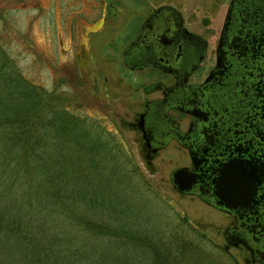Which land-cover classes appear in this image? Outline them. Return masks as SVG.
<instances>
[{"label": "trees", "instance_id": "obj_1", "mask_svg": "<svg viewBox=\"0 0 264 264\" xmlns=\"http://www.w3.org/2000/svg\"><path fill=\"white\" fill-rule=\"evenodd\" d=\"M42 95L0 57V264H207L187 219L190 237L149 227L112 193L128 167L108 131Z\"/></svg>", "mask_w": 264, "mask_h": 264}, {"label": "rangeland", "instance_id": "obj_2", "mask_svg": "<svg viewBox=\"0 0 264 264\" xmlns=\"http://www.w3.org/2000/svg\"><path fill=\"white\" fill-rule=\"evenodd\" d=\"M160 1L0 0V57L43 90L45 102L63 105L75 117L83 118L86 126L108 131L128 167L111 191L124 190L123 200L131 211L151 217L147 226L168 225L172 233L190 237L192 229L182 225L187 219L205 235L208 244L200 240V245L205 260L210 259L207 264H247L245 250L222 249V230L229 218L196 197L173 190L170 173L190 165L186 151L170 142L157 150L147 169L141 159L140 135L130 129L143 102L152 98V94L142 93L141 86L158 76L149 69L138 73L125 70L121 52L136 34L141 18ZM101 19L94 33L86 34L93 29V22ZM181 122V126L186 124ZM187 264L197 263L190 259Z\"/></svg>", "mask_w": 264, "mask_h": 264}, {"label": "flooded vegetation", "instance_id": "obj_3", "mask_svg": "<svg viewBox=\"0 0 264 264\" xmlns=\"http://www.w3.org/2000/svg\"><path fill=\"white\" fill-rule=\"evenodd\" d=\"M231 1L162 0L141 18V22L137 26L136 34L125 48L122 49L121 61L124 64L125 70L138 73V71L149 69L158 76L157 79L149 80L146 86H141L142 93L146 94V96L152 94V98L143 102L144 106L140 114H143L141 119L149 117L151 122L152 119H157V121L161 122L162 120L166 124L161 125L159 123V126H161L159 127V131L153 133V138L152 135L149 137L148 148L144 145L142 134L137 129L138 118L132 124L134 130L140 135L141 149L149 160L156 155L155 153L158 149L151 152L155 145L160 146L163 144L167 146L170 142H175L178 144L179 149L186 151L190 163V153H188L190 141L204 143L210 151V149L217 147L218 141H216V138L222 134L224 135V140L232 141L231 144H234L235 140H237V143L241 142L242 145L235 146L237 150L241 151V154L245 151V153H251L253 155L257 150V145L260 143L261 145L264 144V102H261L263 99L261 95L264 90L263 53L253 51V56L257 57L258 60H252V64H249V62L244 63V65H247V68L242 69L241 73L244 80L246 78L249 79L247 85L242 84L239 87L235 79L230 82L229 89L233 87V95L235 96V104L232 107L222 105V108L218 109L215 105L218 102L217 97H214L213 90L210 89L211 87L207 89L209 83L206 84V79L210 74L215 72V63L220 57L225 59L220 52L222 49L220 48L221 44L227 41L223 38L222 27L223 25L228 26V15L230 14L228 10L231 8ZM100 2L102 3L104 0H100ZM117 2L118 4L120 3L119 1ZM105 5L104 3L101 6V10H104ZM259 7H263L264 9V5H260ZM101 22L102 19L100 21H94L93 23L95 25L93 29L88 30L86 34L88 32L94 33L96 28L102 24ZM238 25L241 24L238 23ZM132 42L136 48L131 49L129 52L126 61H128L130 66L126 68L123 61V51ZM260 44V38L255 43L250 42L248 45L245 43L247 47H251L253 50H258ZM230 45L232 47L234 43L232 42ZM247 47H243L246 52L250 50ZM149 50L157 51L159 54L154 58V56L149 55ZM240 50L235 51L236 54L241 55L242 52ZM231 53L233 52L230 51ZM79 60L82 65H85L84 60ZM258 61L260 64H263L261 68L255 66ZM147 62H154L155 64L144 66ZM258 101L261 103L260 109L254 108V105ZM201 105L204 113L197 111L198 106ZM161 108H163L162 113L160 112ZM170 111L174 112L175 115L170 113ZM253 115L261 119V121H257L261 125V128H258L259 130L256 133H252V131L243 127L253 121L254 118L250 117ZM181 121L186 122V124L181 126ZM215 123L224 125L222 134H219L217 131V126L214 125ZM205 124L209 125V128L208 126L202 127ZM248 141H251V144L255 147H251L250 144L245 143ZM251 148L255 149V151L251 150ZM217 153L225 158L224 160L222 157V161L224 160L223 165L225 163L232 165L243 160L241 158H238L241 159L238 160L237 157H234L236 162L233 163L230 161L228 155L230 154V149H227V152L224 153L223 149L216 148L213 155ZM245 159L248 158L245 157ZM252 159L254 157L250 156V162L242 163L241 166L243 165L244 168L249 169L254 165V160ZM232 166L234 167V165ZM185 167L191 168V163ZM252 170L254 171L255 167ZM252 170L249 169L245 173L249 176ZM257 172L256 170L252 173L254 180H257L259 177ZM202 190L201 192V190L196 189L195 193L188 192L183 195L196 197L203 204L213 208L216 212L224 213L229 218V224L222 230V238L224 241L222 249L225 251H228L229 247L238 251L243 249L249 254V256H244L247 264H261L253 256L256 248L262 247L260 249H264V239L259 240V237L263 234L262 226L264 222L261 220H264V217L262 219L260 218L261 212L253 215V212L262 210L259 207L260 202L254 206V204L251 205L252 202L249 203L247 201L246 204H243V206H247L246 209H243L244 211L238 210L236 213H226L220 206L215 207L213 201L209 202L206 196H210V193L204 191V189ZM256 190L257 193L252 194L253 197H250L252 201L254 199L256 201L262 200L261 195L264 193L263 184L260 183ZM235 220L239 221V223L244 222V224L251 220V222L244 225L245 227H251L248 229V244L246 242H244L245 244L236 242L229 244V241L227 243L226 240L233 239L231 237L232 234L236 233L238 235V230L241 233L246 230L244 227L234 228V225L237 224ZM254 221L255 223H253ZM250 243L255 244L256 248H253Z\"/></svg>", "mask_w": 264, "mask_h": 264}, {"label": "water", "instance_id": "obj_4", "mask_svg": "<svg viewBox=\"0 0 264 264\" xmlns=\"http://www.w3.org/2000/svg\"><path fill=\"white\" fill-rule=\"evenodd\" d=\"M260 5H264V0H232L230 3L231 8L228 10L230 14L227 12V14H229V17L226 16L229 18L228 26L226 27L223 25L222 27L223 38H225V41H227L223 42L220 47L222 48L220 52L221 54H223L225 59L222 57L218 59L214 67L215 72L210 74V76L206 79V84L209 83V87L207 89L211 87L210 89L213 90L212 93H214V97H217L218 99V102L215 104L218 109L222 108V105L226 107H232L235 104L233 87L229 89V84L233 79H235L239 87H241L242 84H248L249 79L246 78L244 80V78H242L241 71L242 69L247 68V65H244V63L249 62V64H252V60H258L257 57L253 56V51L257 53H263L262 56H264V9L263 7L258 8V6ZM238 23H240L241 25H238ZM259 38L261 40V44L258 50H253V48L246 46L250 42L255 43ZM232 42L234 43V45L231 47L230 44ZM241 47L242 49L240 50ZM243 47L250 48V50L246 52ZM134 48H136V46H133L132 42L123 51V61L126 65V68L130 66L128 61H126V58L128 57L131 49ZM239 50L240 52H242L241 55L236 54V52ZM230 51H232L233 53L230 54ZM148 53L149 55L154 56V58L157 54H159L157 51L153 50H149ZM154 64V62H147L144 66ZM262 65L263 64H260L258 61L255 66L261 68ZM261 96V98H263L261 102L263 103L264 90L262 91ZM260 104L261 103H259V101L256 102L254 108L260 109ZM197 111H199L200 113H204L202 111V105L198 106ZM160 112H163V108L160 109ZM142 116L143 114H140V116L137 117V129L142 134V139H144V145H146V147L148 148L149 137H151L152 135L153 138V133L159 131V127H161L159 126V123H161V125L166 123H164V121L162 120L161 122H159L157 121V119H152L151 122V119H149V117L141 119ZM250 117L256 120L253 119V121L247 123V126L243 127L245 129H249L250 131H252V133H256L259 130L258 128H261V125L257 121H261V119L259 117H254V115ZM214 125L217 126V131L219 132V134H222L224 131V125L222 126L216 123ZM204 126H208L209 128V125L207 124L203 125L202 127ZM216 141H218L216 147L217 149H223L224 153L227 152V149H230V154H228L230 157V161L235 163L236 161L234 160V157H237V159H243L242 162L238 161L235 164H232L234 165V167L231 164L228 165L226 163L223 165L225 158L219 153L213 155L214 150L216 151V148L210 149L209 151V149L206 147V144L200 143L199 141H190V145L188 146V153H190L189 158L191 168L183 166L182 168L178 167L173 169L169 177V182L172 185L173 190L181 194H185L188 192L195 193L196 189H199L202 192V189H204V191L210 193V196H206V199L209 202L213 201L215 207L220 206L226 213H236L238 210L246 209L247 206H243V204H246L247 201H249V203L252 202L251 205L254 204V206L257 205L258 202H260L259 207H261L262 210L255 211V213L253 212V215L261 212L260 218L262 219L264 217V193H262L261 195L263 201H256L255 199L252 201L250 200V197H253V195L257 193L256 189L260 183H262L264 186V144H258L256 147V151L255 149L251 148V150L255 151V153H253L252 155L251 153H245V151L241 154V151L235 148V146L240 145L241 142L237 143V140H235L234 144H231L232 141L224 140L223 134L220 137L217 136ZM245 143L250 144L251 147H255L253 144H251V141ZM162 146L164 145H155L154 149H152L151 152L155 149H161ZM250 156L254 157V159H252L254 160V165L252 164L253 166H251L249 169L252 170L253 167H255L254 171H258L257 173L259 177L257 180H254V177L252 175V173H254L253 170L248 176V174H246V171H248L249 169L244 168L243 165L241 166L242 163L250 162ZM222 157L224 158L223 161ZM245 157L248 159H245ZM238 217L240 218V216ZM261 221L264 222V220ZM235 222L237 224L239 223V221L236 220ZM249 222H251V220H249L245 224H248ZM253 223H255V221ZM237 224L234 225V228L244 227V229L246 230L242 233L238 230V235L236 233H231V237L233 239L226 240L227 243L229 241V244H232L231 242L243 244H245L244 242H246V244H248V229L251 227H245L244 222H241L238 226H236ZM262 228L263 234L259 237V240L264 239V224ZM250 244L253 248H256L255 244ZM260 248L262 247L256 248L254 250L255 253L253 256L256 261L261 262V264H264V249Z\"/></svg>", "mask_w": 264, "mask_h": 264}, {"label": "bare ground", "instance_id": "obj_5", "mask_svg": "<svg viewBox=\"0 0 264 264\" xmlns=\"http://www.w3.org/2000/svg\"><path fill=\"white\" fill-rule=\"evenodd\" d=\"M128 85V84H127ZM130 86V85H129Z\"/></svg>", "mask_w": 264, "mask_h": 264}]
</instances>
